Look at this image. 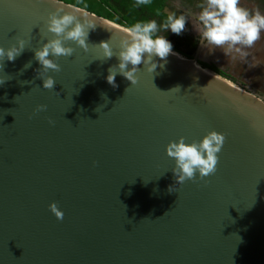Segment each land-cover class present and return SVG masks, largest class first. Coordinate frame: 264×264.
I'll return each instance as SVG.
<instances>
[{
    "label": "water",
    "instance_id": "obj_1",
    "mask_svg": "<svg viewBox=\"0 0 264 264\" xmlns=\"http://www.w3.org/2000/svg\"><path fill=\"white\" fill-rule=\"evenodd\" d=\"M56 7L0 0V46L25 40L0 70V264H264V95L177 51L113 87L118 57L98 45L118 53L126 28L95 13L88 49L68 41L45 72L35 49ZM213 129L215 172L176 183L168 143Z\"/></svg>",
    "mask_w": 264,
    "mask_h": 264
},
{
    "label": "clouds",
    "instance_id": "obj_2",
    "mask_svg": "<svg viewBox=\"0 0 264 264\" xmlns=\"http://www.w3.org/2000/svg\"><path fill=\"white\" fill-rule=\"evenodd\" d=\"M57 5L55 11L49 13L47 31L53 36L43 45L35 49V59L45 72L60 70L57 62L60 56H71L74 48L68 41L75 42L85 50L89 44L87 39L91 30H95L98 19L94 13H88L80 8L69 5L66 10L62 0H53ZM137 6L150 3V0H135ZM199 11L195 14L168 12L162 22L156 19L138 20L124 29L125 35L120 39L118 53H114L109 41H101L99 47L103 49L105 58L117 55L119 63L108 69L107 82L117 87L116 76L122 75L132 84L137 83V73L141 63L153 72L157 68L154 57L165 59L174 52L173 43L167 35L168 32L181 35L186 23L190 20L198 34V43L212 54L216 48L235 61H244L248 57L247 49L252 48L264 36V12L258 8L249 9L243 0H202L198 5ZM106 22H99L105 25ZM25 48V40L20 39L18 44L5 49L0 46V70L3 69L5 57L14 61ZM131 65V67H129ZM30 66L26 65V67ZM43 87L55 88L56 80L52 75L41 78ZM6 79H0V85ZM44 108V105L40 106ZM225 142V135L216 130H210L200 140L187 142L181 136L178 140L168 143L167 154L175 159L172 170L176 183L194 179L197 174L201 178L215 172L218 164V153ZM171 191V186L169 188ZM51 211L57 218H63V212L55 202L50 205Z\"/></svg>",
    "mask_w": 264,
    "mask_h": 264
},
{
    "label": "trees",
    "instance_id": "obj_3",
    "mask_svg": "<svg viewBox=\"0 0 264 264\" xmlns=\"http://www.w3.org/2000/svg\"><path fill=\"white\" fill-rule=\"evenodd\" d=\"M63 1L82 7L127 28L138 20L156 19L158 22H162L164 17L168 14L167 9L170 6L171 0H150V3L143 6H137L135 0H87L86 2L78 0ZM192 1L193 0H189V2ZM83 3H87V5H83ZM172 11L177 13L173 7L170 12ZM162 34L167 35L168 39L172 41L174 51H177L188 58L194 56L197 43L192 36H189L185 32L181 35H175L171 33L170 30ZM202 66L224 76L223 72L215 66H207L204 63H202Z\"/></svg>",
    "mask_w": 264,
    "mask_h": 264
},
{
    "label": "flooded vegetation",
    "instance_id": "obj_4",
    "mask_svg": "<svg viewBox=\"0 0 264 264\" xmlns=\"http://www.w3.org/2000/svg\"><path fill=\"white\" fill-rule=\"evenodd\" d=\"M181 2H182V4L184 3L183 4L184 7H186L185 5L190 3V5H189L190 7H188V8H190L191 10H187L184 7H178L176 9L178 15L181 14V13H185V14H187V13H192V14L197 13L199 11L198 5L202 2V0H193L192 2H189L187 0H181ZM243 3H244V5L246 7L249 8V6H247V0H243ZM260 11L264 12V10H260ZM190 19H191V17H190ZM189 21L186 24H189ZM184 32L186 34H188L189 36H192L196 40V43H197L196 45L197 46H196V49H195V52H194V57L197 58L198 64L202 65V63H204L207 66H215L218 69H220V71L223 72L225 77L230 78V79H235V81H237L238 79L242 80V81H245L244 80L245 77L246 78H251L250 82L255 84V87L261 88L260 92H264L263 89H262V86H260V83H258V81L256 80L258 78L256 77L254 67H251L249 69V71L253 74L252 76H251V73H245V71H248L246 69H248L247 67H248L249 61H247V60L241 61L239 59H237L235 61H232V60H230V58L228 56H226L223 53V51L220 48H216V50L212 54H208L207 49L201 47V45L198 43V34L194 30L193 27L187 28V26H185ZM256 49L257 48L253 46L252 48L247 49V51L250 50L251 55L254 56V54H258V52H259V51H256ZM206 69H209V68H206ZM241 76H242V78H241ZM238 83L242 85V83H240V82H238ZM255 92L258 93V91H255Z\"/></svg>",
    "mask_w": 264,
    "mask_h": 264
},
{
    "label": "rangeland",
    "instance_id": "obj_5",
    "mask_svg": "<svg viewBox=\"0 0 264 264\" xmlns=\"http://www.w3.org/2000/svg\"><path fill=\"white\" fill-rule=\"evenodd\" d=\"M78 1H81V2H86L87 0H78ZM189 1V0H187ZM184 4V3H183ZM182 4L181 0H171L170 1V6L168 7L167 11L170 12L172 10V7L176 10L178 7H184V5ZM83 5H87V3H83ZM190 3H188L187 5H185L186 7H184L185 9L187 10H191L189 6ZM247 6H249V9H256L258 8L259 10H264V0H262V2L260 3L259 1L257 0H247ZM187 28H191L193 27L192 25V22H191V19L189 21V24H186ZM197 57V56H196ZM198 61V60H197ZM200 65V64H199ZM202 66V65H200ZM203 67V66H202ZM209 71H212L210 69H208ZM213 73L217 74L216 72L212 71ZM218 76L222 77L223 79H226L227 81L235 84V85H239L238 82L242 83V85L250 88L251 90L253 91H258V93L264 95V92H260L261 91V88H257L255 87V84L251 83V78H244L245 81H242V80H237L235 81V79H230V78H227V77H224L222 75H219L217 74ZM244 77V76H243ZM242 78V76H241ZM248 80V81H247ZM264 91V90H263Z\"/></svg>",
    "mask_w": 264,
    "mask_h": 264
},
{
    "label": "crops",
    "instance_id": "obj_6",
    "mask_svg": "<svg viewBox=\"0 0 264 264\" xmlns=\"http://www.w3.org/2000/svg\"><path fill=\"white\" fill-rule=\"evenodd\" d=\"M260 3L262 2V0H257ZM254 47H256V51H259L258 54H254L251 55L250 50L248 51V57L246 58L247 61H249L248 63V70L251 67H254L255 69V74L256 77L258 79H256L258 81V83H260V86H262V89L264 90V36H262V38L256 42V44L254 45ZM245 71V73H251L250 71ZM243 72V71H242ZM247 75V74H246ZM253 74L251 73V76ZM262 84V85H261Z\"/></svg>",
    "mask_w": 264,
    "mask_h": 264
},
{
    "label": "bare ground",
    "instance_id": "obj_7",
    "mask_svg": "<svg viewBox=\"0 0 264 264\" xmlns=\"http://www.w3.org/2000/svg\"><path fill=\"white\" fill-rule=\"evenodd\" d=\"M202 68V67H201ZM203 69V68H202ZM216 75V74H215ZM230 83V82H229ZM232 84V83H231Z\"/></svg>",
    "mask_w": 264,
    "mask_h": 264
}]
</instances>
